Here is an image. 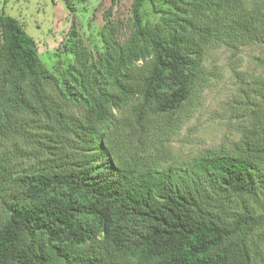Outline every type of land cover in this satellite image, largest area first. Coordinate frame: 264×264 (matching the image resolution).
<instances>
[{
    "label": "trees",
    "instance_id": "obj_1",
    "mask_svg": "<svg viewBox=\"0 0 264 264\" xmlns=\"http://www.w3.org/2000/svg\"><path fill=\"white\" fill-rule=\"evenodd\" d=\"M129 21L94 54L72 25L55 75L0 13V264H264L246 204L264 194L261 110L230 151L166 158L207 53L264 46V0H133Z\"/></svg>",
    "mask_w": 264,
    "mask_h": 264
},
{
    "label": "rangeland",
    "instance_id": "obj_2",
    "mask_svg": "<svg viewBox=\"0 0 264 264\" xmlns=\"http://www.w3.org/2000/svg\"><path fill=\"white\" fill-rule=\"evenodd\" d=\"M0 0V13L15 18L35 41L41 63L55 75L72 62L62 54L72 25L81 44L88 50L100 51L101 36L123 39L130 21L133 0ZM145 13L156 21L150 7ZM108 22L112 31L103 28ZM207 81L200 96L166 143L169 163L185 162L206 150L230 151L251 120V110L260 109L264 116V46L253 44L240 48L236 54L223 47L211 49L205 59ZM48 91V88H47ZM69 112L80 110L71 105ZM258 202L246 204L264 211V194ZM259 253H264V231L254 235Z\"/></svg>",
    "mask_w": 264,
    "mask_h": 264
}]
</instances>
